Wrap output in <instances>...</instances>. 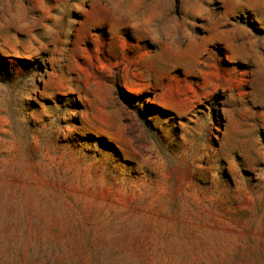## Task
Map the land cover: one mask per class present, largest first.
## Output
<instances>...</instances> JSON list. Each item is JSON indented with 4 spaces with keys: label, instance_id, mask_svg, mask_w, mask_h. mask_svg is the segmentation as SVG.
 <instances>
[{
    "label": "rangeland",
    "instance_id": "obj_1",
    "mask_svg": "<svg viewBox=\"0 0 264 264\" xmlns=\"http://www.w3.org/2000/svg\"><path fill=\"white\" fill-rule=\"evenodd\" d=\"M0 264H264V0H0Z\"/></svg>",
    "mask_w": 264,
    "mask_h": 264
}]
</instances>
